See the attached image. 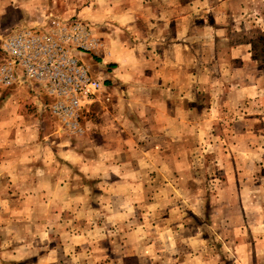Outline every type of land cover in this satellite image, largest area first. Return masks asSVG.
<instances>
[{"label":"rangeland","instance_id":"1","mask_svg":"<svg viewBox=\"0 0 264 264\" xmlns=\"http://www.w3.org/2000/svg\"><path fill=\"white\" fill-rule=\"evenodd\" d=\"M138 1L0 0V45L52 14L90 23L111 97L71 137L0 88V264H264V0Z\"/></svg>","mask_w":264,"mask_h":264},{"label":"built area","instance_id":"2","mask_svg":"<svg viewBox=\"0 0 264 264\" xmlns=\"http://www.w3.org/2000/svg\"><path fill=\"white\" fill-rule=\"evenodd\" d=\"M107 54L90 23L44 17L39 24L22 26L0 45V88H26L41 100L40 92L54 99L41 105L51 111L60 132L81 137V115L90 105L109 102L100 82L99 60Z\"/></svg>","mask_w":264,"mask_h":264},{"label":"crops","instance_id":"3","mask_svg":"<svg viewBox=\"0 0 264 264\" xmlns=\"http://www.w3.org/2000/svg\"><path fill=\"white\" fill-rule=\"evenodd\" d=\"M112 0H96V2L95 3H97V4H100V5H102V4H107L108 2H111ZM138 0H135V2H137ZM148 1V4H149V1H151V0H147ZM152 1H157V0H152ZM159 1H163V2H165L164 0H159ZM174 1H177V0H174ZM139 2V1H138ZM120 4H122V3H119V4H117V3H115L114 4V7H122V6H119ZM182 4H184V5H182L181 6V4L178 6L179 7V9L180 10H182V12L181 11H179L178 12V15L177 16H175V17H177V22H178V30H180L181 29V26H185L186 25V21L188 20V13L186 12L187 10H186V8H185V5H187L186 3H182ZM140 5H143V4H140ZM101 8V10L103 9V7H100ZM116 8H115V16H114V18H115V22L116 23H120V22H122L123 21V19H126L129 15L130 16H132L133 17V15H135V12H137L136 10H138V8H139V4H137V5H132V7H131V9H130V14H128V13H126L125 11L127 10L126 8L124 9V11H120V12H118V11H116ZM163 11H162V13H160L159 11H157L158 12V16H161L162 15V17L163 18H165V13H164V8L162 9ZM213 11V10H212ZM211 11V12H212ZM148 15L149 16H153L154 14H153V12H151V11H149V13H148ZM221 15V12L220 11H218V10H216V12H213L212 13V17L213 18H220L219 16ZM104 18H105V16H104ZM99 19H102V17L101 16H99V15H93V16H90L89 17V21L92 23V24H96V21H98ZM105 20V19H104ZM106 20H109V18H106ZM136 21H138V19H136ZM132 23H131V25H133V21H131ZM192 23V22H191ZM99 27L96 29L97 31H96V33L97 32H99V33H101V32H103V31H105L106 29H104V28H100V26L101 25H98ZM163 26H165V20L163 21V23H162V27ZM197 31L198 29H195L194 28V31ZM95 31V30H94ZM184 31H186V30H184ZM183 31V32H184ZM99 37V36H98ZM99 38H101V37H99ZM115 46H116V44H115ZM182 50H183V52L186 54V53H190V54H192V58L194 59V62L195 63H202V60H201V58H202V56L201 55H199V53L197 52V50L195 49V46L194 45H191V46H182ZM137 57H138V53H133V55H132V59H131V62H130V64H134L135 66L134 67H136V66H138L139 64H143V63H145L146 65V69L149 71V70H151V71H155L154 73H158L159 71H162L161 69H159L158 67L157 68H155L154 67V64H156V63H154L153 64V62H151V61H149L148 59H142V60H140V61H138V60H136L137 59ZM199 60H198V59ZM112 60H113V58H112ZM113 62H116V63H113V64H119V63H126L125 61H124V59L122 58V57H118V58H116L115 59V61H113ZM99 64V66H100V68L104 71L105 69L107 70L108 68V64H106V63H102L101 61L98 63ZM158 65V64H157ZM140 68H143V67H140ZM120 69H122V68H120ZM153 75V74H152ZM6 91H8V93H15L16 91H17V93H19L20 91H23V90H25L26 92H28L29 94H30V96H33V94H31V92L28 90V89H26V88H11V89H5ZM39 90H41V87H35V91L36 92H38L39 93ZM42 91H43V89H42ZM35 96V95H34ZM36 98V97H35ZM43 100V99H42ZM35 103L36 104H39V105H41L42 103H41V101L40 100H38L37 98H36V100H35ZM42 106V105H41ZM262 239V238H261ZM263 241H264V238H263ZM262 246H264V242H262ZM263 248V247H262Z\"/></svg>","mask_w":264,"mask_h":264},{"label":"trees","instance_id":"4","mask_svg":"<svg viewBox=\"0 0 264 264\" xmlns=\"http://www.w3.org/2000/svg\"><path fill=\"white\" fill-rule=\"evenodd\" d=\"M48 102H50V101H45V103H48Z\"/></svg>","mask_w":264,"mask_h":264}]
</instances>
